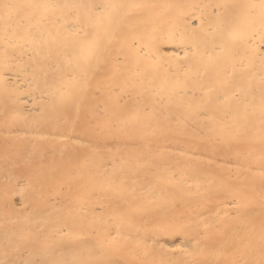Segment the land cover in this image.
<instances>
[{"label": "bare ground", "instance_id": "6f19581e", "mask_svg": "<svg viewBox=\"0 0 264 264\" xmlns=\"http://www.w3.org/2000/svg\"><path fill=\"white\" fill-rule=\"evenodd\" d=\"M0 264H264V0H0Z\"/></svg>", "mask_w": 264, "mask_h": 264}]
</instances>
